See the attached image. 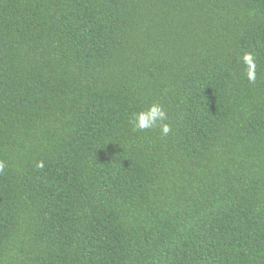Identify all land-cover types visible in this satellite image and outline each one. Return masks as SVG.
Returning a JSON list of instances; mask_svg holds the SVG:
<instances>
[{
  "label": "trees",
  "instance_id": "1",
  "mask_svg": "<svg viewBox=\"0 0 264 264\" xmlns=\"http://www.w3.org/2000/svg\"><path fill=\"white\" fill-rule=\"evenodd\" d=\"M0 161V264H264V0H0Z\"/></svg>",
  "mask_w": 264,
  "mask_h": 264
},
{
  "label": "clouds",
  "instance_id": "2",
  "mask_svg": "<svg viewBox=\"0 0 264 264\" xmlns=\"http://www.w3.org/2000/svg\"><path fill=\"white\" fill-rule=\"evenodd\" d=\"M243 62L248 66L247 76L249 80H254V68L255 65L253 63V58L251 54H245L243 56ZM167 112L163 105L159 103L151 104L146 110L139 111L133 114L132 119L129 123L132 125L133 131H145L148 129L153 128L158 123L161 127V132L164 136H167L171 131L172 128L168 123H162L163 121L167 120ZM37 167L42 168L43 162L37 164ZM5 163L0 161V173L4 171Z\"/></svg>",
  "mask_w": 264,
  "mask_h": 264
}]
</instances>
